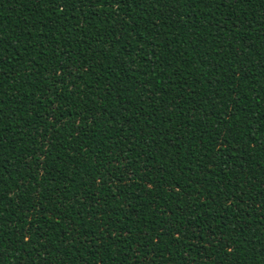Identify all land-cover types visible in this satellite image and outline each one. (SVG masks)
<instances>
[{
  "label": "trees",
  "instance_id": "1",
  "mask_svg": "<svg viewBox=\"0 0 264 264\" xmlns=\"http://www.w3.org/2000/svg\"><path fill=\"white\" fill-rule=\"evenodd\" d=\"M0 264H264V0H0Z\"/></svg>",
  "mask_w": 264,
  "mask_h": 264
},
{
  "label": "snow or ice",
  "instance_id": "2",
  "mask_svg": "<svg viewBox=\"0 0 264 264\" xmlns=\"http://www.w3.org/2000/svg\"><path fill=\"white\" fill-rule=\"evenodd\" d=\"M53 2L55 3V2H56V0H53Z\"/></svg>",
  "mask_w": 264,
  "mask_h": 264
}]
</instances>
